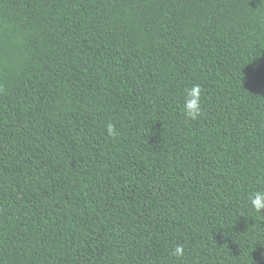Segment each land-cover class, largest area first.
I'll use <instances>...</instances> for the list:
<instances>
[{
  "label": "trees",
  "instance_id": "trees-1",
  "mask_svg": "<svg viewBox=\"0 0 264 264\" xmlns=\"http://www.w3.org/2000/svg\"><path fill=\"white\" fill-rule=\"evenodd\" d=\"M256 191L264 0H0V264H264Z\"/></svg>",
  "mask_w": 264,
  "mask_h": 264
},
{
  "label": "clouds",
  "instance_id": "clouds-1",
  "mask_svg": "<svg viewBox=\"0 0 264 264\" xmlns=\"http://www.w3.org/2000/svg\"><path fill=\"white\" fill-rule=\"evenodd\" d=\"M201 95L202 89L198 84L185 89L183 113L187 119L195 121L202 115ZM107 130L110 135L115 134L114 128L111 124L107 126ZM248 199L252 209L256 213L264 212V191L250 193ZM173 255L178 258L183 257V246L177 245L173 251Z\"/></svg>",
  "mask_w": 264,
  "mask_h": 264
}]
</instances>
